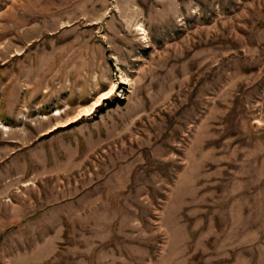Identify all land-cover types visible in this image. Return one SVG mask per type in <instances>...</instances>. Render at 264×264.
<instances>
[{
    "label": "rangeland",
    "instance_id": "obj_1",
    "mask_svg": "<svg viewBox=\"0 0 264 264\" xmlns=\"http://www.w3.org/2000/svg\"><path fill=\"white\" fill-rule=\"evenodd\" d=\"M0 264H264V0H0Z\"/></svg>",
    "mask_w": 264,
    "mask_h": 264
},
{
    "label": "bare ground",
    "instance_id": "obj_2",
    "mask_svg": "<svg viewBox=\"0 0 264 264\" xmlns=\"http://www.w3.org/2000/svg\"><path fill=\"white\" fill-rule=\"evenodd\" d=\"M110 95V94H109ZM109 95H104L102 96V98L97 101L93 106L92 108H90L89 110H86V113L84 115H92V114H95V112L97 111L98 108H100L103 104V100H105ZM80 118H82V116H79L77 117V119L75 120H79ZM75 122V121H74Z\"/></svg>",
    "mask_w": 264,
    "mask_h": 264
}]
</instances>
